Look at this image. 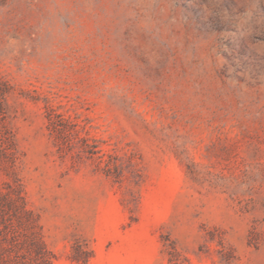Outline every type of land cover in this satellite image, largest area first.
Returning a JSON list of instances; mask_svg holds the SVG:
<instances>
[{"label":"rangeland","instance_id":"374dc122","mask_svg":"<svg viewBox=\"0 0 264 264\" xmlns=\"http://www.w3.org/2000/svg\"><path fill=\"white\" fill-rule=\"evenodd\" d=\"M211 4L0 0V196L52 264H264V56Z\"/></svg>","mask_w":264,"mask_h":264},{"label":"trees","instance_id":"16d2710c","mask_svg":"<svg viewBox=\"0 0 264 264\" xmlns=\"http://www.w3.org/2000/svg\"><path fill=\"white\" fill-rule=\"evenodd\" d=\"M23 204L0 196V264H52L50 253L30 228Z\"/></svg>","mask_w":264,"mask_h":264},{"label":"clouds","instance_id":"9594fccd","mask_svg":"<svg viewBox=\"0 0 264 264\" xmlns=\"http://www.w3.org/2000/svg\"><path fill=\"white\" fill-rule=\"evenodd\" d=\"M237 9L230 12L224 7V0H212L207 17L217 19L225 30L216 34L223 39L238 37L248 49L258 56H264V15L257 14L256 5L264 0H234ZM228 27L234 29L229 31Z\"/></svg>","mask_w":264,"mask_h":264}]
</instances>
